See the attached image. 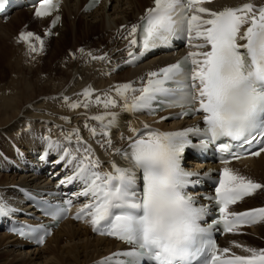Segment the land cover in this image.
<instances>
[{
	"label": "snow or ice",
	"instance_id": "1",
	"mask_svg": "<svg viewBox=\"0 0 264 264\" xmlns=\"http://www.w3.org/2000/svg\"><path fill=\"white\" fill-rule=\"evenodd\" d=\"M4 3L0 0V6ZM206 3L211 0H153L140 22L131 26L130 59L126 63L168 45L173 38L184 37L187 45L196 49L148 73L141 87L126 82L114 87L115 95L106 92L93 99L96 90L89 87L80 94L82 100L63 97L72 109H87L92 104L104 109L91 117L101 124L100 132L94 127L89 129L93 136L110 135L106 129L120 115L110 109L117 107L124 112L152 109L154 102L164 99L168 103L162 106L182 109L178 116L202 114V129L162 131L147 124L142 129L133 128L127 147L115 149L128 166L121 167L113 161L111 170L100 171L101 162L79 129H72L64 137L71 144L75 136L76 144L84 145L83 154L64 148L56 161L72 167V175L61 178L60 184L78 182L82 187L75 195L88 199L75 218L86 220L94 232L131 246L112 253L101 264H264V249L246 248L251 255L232 254L222 259L230 249H218L211 238L213 226L223 224L224 231L233 232L242 225L264 221V207L241 213L229 211L230 205L264 189V185L224 167L215 196L208 197L215 201L220 213L211 223L205 220L208 206L199 204L186 191L198 183L191 177L200 175L182 167L186 148L197 147L189 134L204 133L209 141L225 137L241 144L258 140L264 143V5L248 2L215 11L205 7ZM58 8L59 0H39L35 15L44 17ZM58 20L56 17L53 25ZM33 39L39 41V48ZM19 40L28 43L30 53L43 51V39L33 32H21ZM134 48L139 51L134 52ZM88 55L92 60L108 59L107 54ZM165 119L168 117H161ZM45 139L48 149L61 147L60 141ZM107 143L111 144V140ZM228 150V144L219 147L220 152ZM262 153L264 146L249 155L259 157ZM46 156L47 152L41 158ZM66 203L71 205L72 201ZM13 211L0 199V215ZM66 211V207L56 209L55 218L59 220ZM43 242L41 236L38 243Z\"/></svg>",
	"mask_w": 264,
	"mask_h": 264
},
{
	"label": "bare ground",
	"instance_id": "2",
	"mask_svg": "<svg viewBox=\"0 0 264 264\" xmlns=\"http://www.w3.org/2000/svg\"><path fill=\"white\" fill-rule=\"evenodd\" d=\"M244 1L246 0H219L204 6L219 11ZM84 2L85 0H63L61 19L57 25H52L50 17H37L31 9L14 11L8 22L0 21V78H10V86L6 91L11 92L2 94L3 87L0 86V199L5 205V199L17 200V186L31 185L36 182L37 177L33 173H8L7 170L12 168L10 164L16 158H21L22 154H26L28 148L40 147L42 143L48 144L45 137L60 141L61 147L53 148L52 151L62 152L64 148H68L74 154L81 155L84 145H77L75 136L71 144L64 139L72 129H79L80 136L91 146L94 156L99 158L100 171L111 170L113 161L123 166L115 149L124 147L127 137L133 135L131 130L140 123L136 116L137 111L124 112L120 107L110 109L120 113L116 123L106 129L110 135L93 136L89 129L94 127L100 132L101 124L91 117L102 113L104 109L95 104L87 109H72L67 106L63 97H70L73 101L82 100L80 94L89 87L96 90L93 99L95 95L106 92L115 95L113 89L116 85L126 82L135 84L163 64L158 62L159 60L153 62L155 58L134 69L121 70L117 66L128 53L129 31L127 35H124V31L130 30L129 27L139 20V15L153 5V0H107L91 12L85 10ZM66 10L67 16L76 15V22L71 23L66 31L70 32L71 39L65 35L66 32L61 33ZM110 10L116 17H111ZM85 15L92 21L84 23ZM25 23L27 24L24 26ZM40 28L41 36L50 39L48 44L54 40L49 33L56 32V36L60 34L61 38L51 49H45L42 53L35 52L38 53L35 55L30 53L27 42L19 40V34ZM45 31H48V34ZM103 31L105 36L101 33ZM94 35L98 37V41L91 42ZM72 38L74 43L68 46ZM83 41L89 47L81 48L82 43L77 42ZM34 42L35 39L32 40V43ZM88 53L93 56L107 54L108 59L92 60ZM67 54L69 58L71 55L73 58L77 56V59L61 61ZM51 56L59 60L56 67L42 62L45 57ZM36 60H39L38 64ZM109 139L111 144L107 143ZM1 150H4V153ZM227 167L264 184V153L259 157L231 163ZM262 202L264 191L244 200L237 209L241 211L255 208L264 205ZM244 231L248 233L226 234L221 238V250L230 249V252L226 253L230 255H251L246 248H264L260 246L264 242V226L245 228ZM22 244L20 240L12 239L0 226V261L5 258L2 264H99V257L120 246L110 239L96 236L86 221L75 223L71 219L63 223L43 247L27 248L28 250L23 251ZM15 252L18 254H14ZM11 255L12 259H7Z\"/></svg>",
	"mask_w": 264,
	"mask_h": 264
},
{
	"label": "rangeland",
	"instance_id": "3",
	"mask_svg": "<svg viewBox=\"0 0 264 264\" xmlns=\"http://www.w3.org/2000/svg\"><path fill=\"white\" fill-rule=\"evenodd\" d=\"M124 1V0H123ZM123 4V3H122ZM67 10H66V12L64 13V21H65V24L62 26V30H61V33L62 32H66L67 31V28H68V26L70 27V25H71V23H74V22H76V15H73V16H71V17H69V16H67ZM110 12V14L112 13V15H111V17H113L115 14H114V12L112 11V10H110L109 11ZM80 17H83V18H85L86 17V15H85V17L84 16H80ZM108 17V16H107ZM114 17H116V16H114ZM27 19V18H26ZM86 20L85 21H83L84 23H86V22H91L92 20H91V18L90 17H86L85 18ZM84 20V19H83ZM9 21V20H8ZM7 21V22H8ZM23 22H25V20L23 21ZM27 23H25L24 24V26L26 25ZM23 26V27H24ZM84 27H85V25H83ZM83 29H86V28H83ZM42 32V28H40L39 30H37V31H33V33H35L36 35H38V36H40L42 39H43V41H44V46H43V51L45 50V49H51L54 45H55V43L57 42V41H59V39L61 38L60 37V34H59V36L57 35L56 36V32H52V34H50V37L53 39L54 38V40L50 43V44H48L47 43V41H49L50 39H46L45 37H42L41 36V33ZM48 31H45V33H47ZM60 33V32H59ZM102 33V35H104L105 34V32L103 31V32H101ZM65 35L66 36H68V38H70L71 39V34H70V32L68 31V32H66L65 33ZM105 36V35H104ZM97 36H95L94 35V37L92 36V38H91V42L92 41H98L97 40ZM105 42V41H104ZM35 45H36V47L37 48H39V41H37V40H35ZM33 43V44H34ZM71 43H74V38H72V40L71 41H69V43H68V46L69 45H71ZM78 44L79 43H82V47L81 48H87V47H89L87 44H85V42L83 41V42H77ZM95 43V42H94ZM106 43V42H105ZM95 47H97V45L95 46ZM92 48V47H91ZM46 51V50H45ZM44 51V52H45ZM66 51H68V49H66ZM41 53H42V51H41ZM33 54H35V55H37L38 53H33ZM68 55V56H67ZM66 56H65V59H63L62 58V60L61 61H71V59H74V60H76L77 59V56H76V58L74 57H71V55H70V58H69V54H67ZM57 57H55V56H51V57H45V59H44V61H42V62H48V63H50V65L51 66H55L56 67V65H58L59 64V60H57L56 59ZM29 61H31V60H29ZM60 61V62H61ZM39 63V60H36V64H38ZM29 64V63H28ZM68 64L70 65V63L68 62ZM75 70V72H76V68L74 69ZM10 78H5V79H2V78H0V86L1 87H3V89L1 90V92H2V94H8V91L9 90H7L6 91V88H8V86H10ZM3 90H4V92H3ZM9 93H11L10 91H9ZM1 152H3V151H1ZM4 153V152H3ZM262 203H264V202H262ZM243 233H248L247 231H244ZM260 246L262 247H264V242L263 243H261L260 244ZM21 250H23V251H26V250H28V249H25V248H22ZM14 254H18L17 252H15ZM12 255H11V257H6L7 259H9V260H11L12 259ZM5 258H3V260H4ZM32 259V258H31ZM34 259V258H33ZM3 260L2 261H0V264H2L3 263Z\"/></svg>",
	"mask_w": 264,
	"mask_h": 264
}]
</instances>
